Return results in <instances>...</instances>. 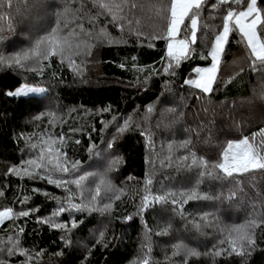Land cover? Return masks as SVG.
Returning a JSON list of instances; mask_svg holds the SVG:
<instances>
[{"label": "trees", "instance_id": "1", "mask_svg": "<svg viewBox=\"0 0 264 264\" xmlns=\"http://www.w3.org/2000/svg\"><path fill=\"white\" fill-rule=\"evenodd\" d=\"M129 2L138 7L126 12L140 21L145 36L150 38L162 31L164 22L156 17V0ZM258 6L264 8V0H258ZM218 8L227 10L228 5L206 0L196 51L181 62L174 76L163 71L167 63L164 40H137L135 35H128L127 23L121 32L105 16L89 24L96 12L92 0H12L11 6L0 8V15L5 16L0 20V27L4 28L0 34L6 37L0 49L9 54L31 46L58 20L62 25L66 22L69 28L82 22L86 29H92L94 36L102 27L108 34L107 42L90 40L89 51L81 48L79 55L73 57L77 61L73 65H69L67 58L62 64L57 56L45 61L38 70L0 67V211L6 206H12L14 212L38 209L28 217L0 225V247L7 246L9 238L18 237L23 249L42 253L38 258L33 255V264H137L146 255L150 264H180L183 253L173 256V246L183 243L201 253L189 257L187 264H264V225L255 229L256 245L249 254L212 255L214 250L227 247L220 244L227 227L244 224L253 217L264 218V176L257 174L255 180L238 177L243 191L236 192L231 199L228 197L234 190L232 182L205 179L201 192L221 198L189 201L183 205V215L174 211L171 204H156L140 211L147 178L152 179L148 187L153 194L179 191L194 184L197 169L188 171L183 167L192 158L189 150L179 147L184 140H191L190 150L197 157L215 163L227 140L251 136L264 128V74L251 70L249 50L245 42H239L238 32H232L225 45L211 95L184 84L195 77L196 68L211 65L208 53L216 33L222 30V12ZM58 12L65 14L58 17ZM132 27L136 25L133 23ZM64 31L67 33L68 29ZM148 43L153 46L148 47ZM121 64L125 66L120 67ZM145 78L147 83L142 82ZM25 85L48 91L27 97L5 94ZM201 101L209 103L205 108L206 122L212 128L214 144L202 138ZM150 105L154 109L151 114L147 112ZM48 112L56 113L51 126ZM37 116L41 120L37 121ZM125 118H131L132 126L118 135L112 150H107L106 142L117 136V121L123 124ZM45 128L54 135L63 133V150L70 162H81L82 171H103L112 158H121L109 173L117 190L115 195L120 198H113L111 208L103 214L65 211L54 223H64L68 231L38 222L41 218L52 219L65 191L44 179L11 171L26 167L25 161L35 155L28 147V137ZM142 130L150 133L151 145L141 135ZM77 140L80 142L76 143ZM260 140L257 135L255 142L259 144ZM93 145L102 152L101 156H90L89 148ZM183 155H189L188 162L177 159ZM88 183L91 184V178ZM71 187L75 190L74 185ZM103 203L109 201H101V206ZM129 216L131 219L127 220ZM204 216L207 220H201ZM73 219L78 222L76 228L71 227ZM207 223L212 226H204ZM194 224L201 227L197 229ZM169 225L167 234H158ZM21 228L23 231H18ZM101 233L103 241L98 242ZM66 239L71 243L66 244ZM5 258L10 264H20L24 259L19 255Z\"/></svg>", "mask_w": 264, "mask_h": 264}, {"label": "snow or ice", "instance_id": "2", "mask_svg": "<svg viewBox=\"0 0 264 264\" xmlns=\"http://www.w3.org/2000/svg\"><path fill=\"white\" fill-rule=\"evenodd\" d=\"M206 0H156V17L158 20L164 22L162 31L158 34L152 35L150 38L145 36L140 21L132 19L126 12L135 10L138 5L129 0H92V7L96 9L93 18H90L88 23L94 24L100 16H105L108 22L117 26L121 32L124 31L125 23H127L129 31L128 35H135L137 40L141 37L147 40H164L166 42V56L167 61L163 71L174 76L175 69L179 68L181 62L187 60L196 51L194 46L198 45L197 33L201 30L200 17L201 11L205 5ZM12 0H0V8L5 5L11 6ZM218 4L223 6L228 5L227 10L222 8L216 9L222 12L221 31H218L214 37V43L211 44V51L208 55L211 57V66L205 68H197L196 78L184 81L185 85L199 90L204 95H211L214 84L219 73L220 58L222 57L225 45L228 43L229 36L232 32H238L241 41L245 42L246 48L249 50L248 56L250 58V68L254 72L264 74V8L258 6V0H218ZM237 7L233 9L232 5ZM67 10L65 9V12ZM65 12H58V17H63ZM11 15L10 13L8 14ZM5 18L0 15V20ZM133 23L136 25L132 27ZM205 27L207 25H204ZM11 30V25L8 26ZM65 29H68L65 33ZM78 30V31H77ZM4 28L0 27V33H3ZM6 37L0 34V44L4 42ZM100 39L101 42H107L108 34L102 27L98 35L94 36L91 28L86 29L84 23L76 22L75 27L69 28L65 22L63 25L60 20L57 21L47 34L37 37L31 46L23 48L12 53H5L0 49V67L18 68L24 70H38L45 61H49L52 57H59L63 64L65 58L68 59L69 65L76 64L77 61L73 58L79 55L80 49L84 48L89 51V41H96ZM75 40V43H73ZM152 47L151 43L147 44ZM205 58V57H201ZM47 66V65H45ZM124 67V64L119 65ZM139 72L140 69L137 68ZM242 71V69H241ZM147 83V78L142 80ZM229 83L231 80L228 81ZM169 83H171L169 81ZM47 89L42 87H29L27 85L9 90L5 94L10 97H27L29 94H36L37 96L47 93ZM201 99V96H197ZM154 111L150 105L147 112L151 114ZM174 112L175 109H168ZM50 119L48 124L51 126L56 119V113L48 112ZM41 116H37V121L41 120ZM116 119L115 117L113 118ZM132 126L131 118H125L123 124L119 121L116 123L117 136L112 140L106 142V149L112 150L114 148L115 140L118 135L123 134ZM76 131V129H72ZM141 135L146 136L149 145H151V135L146 130L141 131ZM259 135L261 140L259 144L255 142V137ZM65 136L63 133L54 135L47 128L43 129L38 134H31L28 137V147L35 153L25 161L26 167L21 169H11L13 173H26L29 178L44 179L47 183L62 188L66 196L64 200L59 202V207L52 213V219H38V222L48 223L50 227H57L68 231L64 223H54L56 217L68 212H93L99 211L102 214L111 208L110 201L119 199V195H115L116 189L109 179V173L113 171L120 162V157H114L110 160L107 167L103 171H88L81 170L80 161H69L67 153L63 150ZM80 141L77 140L76 143ZM191 140H184L179 147L189 150L191 155V163H184L183 167L191 171L193 168L196 171V180L194 184L187 189L179 191H168L163 194H153L149 189L152 184V179L149 177L145 181V194L142 196L140 203V211L143 212L150 206L156 204L173 205V210H179L183 215V205L189 201L198 200H217L220 196L210 193H202L200 190L201 184L205 179L230 181L234 184V190L230 193L228 199H231L236 192L243 191L240 187L241 181L238 177H247L249 180H255L256 175L264 176V128L258 132L252 133L251 136L243 135L235 139H229L221 146L219 152V159L215 163H210L203 157H197L194 152H191ZM169 149L172 145H168ZM91 157L101 156L102 152L96 150L93 145L89 148ZM179 161L188 162L189 155H183L177 158ZM23 178V176H21ZM91 178V184L89 180ZM75 186V190L71 187ZM94 185V187L92 186ZM113 193L109 196L108 193ZM87 193V195H85ZM2 195V193H0ZM171 197V199H169ZM27 199V197H25ZM79 200L78 203L73 201ZM107 199L109 203L101 201ZM179 205V209L176 206ZM38 209L20 210L14 212L12 206H6L0 211V225L5 221L13 222L17 217H28ZM127 220L131 216L126 217ZM201 220H207V216L201 217ZM82 223V221L80 222ZM264 225V218L256 219L255 217L249 219L244 224H237L227 227L222 232L223 239L220 240L221 245H227L219 250H214L212 255L219 256L222 254H235L238 256H245L249 254L256 245L255 229ZM78 222L73 219L71 227L76 228ZM204 226L211 227V223ZM194 227L199 229L200 224H194ZM170 225L158 234H167ZM0 230H3L0 228ZM18 231L22 232L23 229ZM103 241V233H101L100 241ZM2 243V242H0ZM66 244H70V240H65ZM105 247L107 244L104 245ZM173 256H179L183 253L180 264H187L189 257H198L201 255L199 251L189 248L183 243H178L173 246ZM150 251V246H149ZM19 255L24 257L20 264H33V255L37 258L42 253H31L20 246L18 237L16 239L9 238L7 246L0 247V264H10L9 259L5 257H12ZM137 264H150V257L145 256Z\"/></svg>", "mask_w": 264, "mask_h": 264}, {"label": "rangeland", "instance_id": "3", "mask_svg": "<svg viewBox=\"0 0 264 264\" xmlns=\"http://www.w3.org/2000/svg\"><path fill=\"white\" fill-rule=\"evenodd\" d=\"M211 63H212V61H211ZM210 66H208V67H210ZM195 70H194L195 77L193 79L196 78V72H195ZM21 87H23V86H21ZM29 95H36V94H29ZM200 105L201 106H200V115H199V118L201 120L202 127H203V136H202V138H203V140L206 143L214 144L215 142H214V139H213L212 128H211L210 124H208L206 122V117L207 116H206V111H205L206 109L205 108L208 107L209 103L207 101H201Z\"/></svg>", "mask_w": 264, "mask_h": 264}]
</instances>
